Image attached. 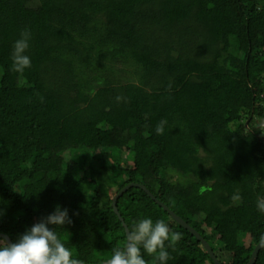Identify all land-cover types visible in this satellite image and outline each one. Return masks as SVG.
<instances>
[{
  "label": "trees",
  "instance_id": "1",
  "mask_svg": "<svg viewBox=\"0 0 264 264\" xmlns=\"http://www.w3.org/2000/svg\"><path fill=\"white\" fill-rule=\"evenodd\" d=\"M26 28L31 67L17 73ZM133 183L222 263L250 262L264 234V0H0V233L13 242L61 205L74 257L105 264L127 235L113 199ZM118 209L129 229L151 217L182 234L167 264H215L143 189Z\"/></svg>",
  "mask_w": 264,
  "mask_h": 264
},
{
  "label": "clouds",
  "instance_id": "2",
  "mask_svg": "<svg viewBox=\"0 0 264 264\" xmlns=\"http://www.w3.org/2000/svg\"><path fill=\"white\" fill-rule=\"evenodd\" d=\"M31 39V30L26 28L13 44L11 68L17 73L31 67L28 54ZM116 99L119 102L122 97ZM165 124L166 121H161L157 125L155 131L158 135L164 133ZM233 199H239V196L234 195ZM256 208L264 213V195L257 197ZM5 215L0 211V222ZM72 223L69 210L57 205L51 214L27 228L13 242L0 233V264H84L82 259L74 257L71 248L66 246L57 231L58 228L66 229V225ZM181 235L172 231L163 219H137L128 230L123 246L113 248L105 264H148L145 255L151 256L154 264H167L169 248L172 242L181 239ZM259 243L264 246V234L260 235Z\"/></svg>",
  "mask_w": 264,
  "mask_h": 264
},
{
  "label": "water",
  "instance_id": "3",
  "mask_svg": "<svg viewBox=\"0 0 264 264\" xmlns=\"http://www.w3.org/2000/svg\"><path fill=\"white\" fill-rule=\"evenodd\" d=\"M134 187H139L141 189H143L144 191H146V193L153 199L155 200L158 204H160L164 210H166L172 217L173 219L181 226H183L185 229L189 230L191 232L192 235H194L202 244L203 247L206 248V250L208 251V253L210 254V257L212 258V260L214 261L215 264H224L222 263L219 259L218 256L215 254V252L213 251L212 247H210V244L207 242V240H205V238H203V236L196 230L194 229L191 225H189L186 221H184L179 214L177 215L174 211H172L170 209V207H168L167 205L161 203L159 200H157V198L143 185L139 184H130L129 186H127L126 188H124L122 191H120L113 199V203L112 206L114 208L115 213L118 215L119 219L123 222L124 227L126 228V232L128 233V226L126 225V223L124 222V219L121 215V213L119 212L118 209V202L119 200L123 197V195L128 192L131 188ZM5 235V234H4ZM7 236V235H6ZM9 241L12 242L11 238L9 236H7ZM257 247L255 248L252 258L250 260V262L248 264H255L259 253L261 252V250L264 248V246H262L260 243L256 245Z\"/></svg>",
  "mask_w": 264,
  "mask_h": 264
},
{
  "label": "rangeland",
  "instance_id": "4",
  "mask_svg": "<svg viewBox=\"0 0 264 264\" xmlns=\"http://www.w3.org/2000/svg\"><path fill=\"white\" fill-rule=\"evenodd\" d=\"M72 163L76 164L78 161L74 159ZM206 229H209L208 223H205ZM224 264H233V255L227 252L221 253Z\"/></svg>",
  "mask_w": 264,
  "mask_h": 264
}]
</instances>
